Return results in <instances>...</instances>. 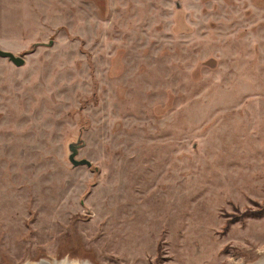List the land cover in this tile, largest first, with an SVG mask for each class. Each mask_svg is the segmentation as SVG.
Here are the masks:
<instances>
[{"label": "rangeland", "instance_id": "obj_1", "mask_svg": "<svg viewBox=\"0 0 264 264\" xmlns=\"http://www.w3.org/2000/svg\"><path fill=\"white\" fill-rule=\"evenodd\" d=\"M0 47V264L264 254V0H0Z\"/></svg>", "mask_w": 264, "mask_h": 264}, {"label": "water", "instance_id": "obj_2", "mask_svg": "<svg viewBox=\"0 0 264 264\" xmlns=\"http://www.w3.org/2000/svg\"><path fill=\"white\" fill-rule=\"evenodd\" d=\"M49 44H52V41ZM38 45H39V43H35L34 47H37ZM0 57L8 59L17 67L23 66L25 63V59L22 55H16L14 52L2 49L1 47H0ZM79 146L80 145L78 143H70L69 144V146H68L69 151H70V154L68 156L69 161L74 166L86 165V166L90 167L92 165V162L89 159H87V158H80V159L76 158V156L78 154Z\"/></svg>", "mask_w": 264, "mask_h": 264}, {"label": "bare ground", "instance_id": "obj_3", "mask_svg": "<svg viewBox=\"0 0 264 264\" xmlns=\"http://www.w3.org/2000/svg\"><path fill=\"white\" fill-rule=\"evenodd\" d=\"M62 259V260H61ZM61 259L49 258L41 256L34 261H26L22 264H94L87 258H70L63 256ZM245 264H264V254L260 255L257 259L247 262Z\"/></svg>", "mask_w": 264, "mask_h": 264}]
</instances>
